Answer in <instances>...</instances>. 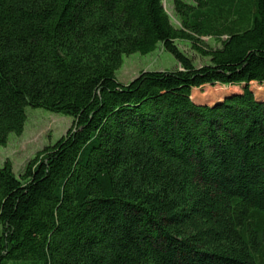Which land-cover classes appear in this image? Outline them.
Instances as JSON below:
<instances>
[{
    "label": "trees",
    "instance_id": "16d2710c",
    "mask_svg": "<svg viewBox=\"0 0 264 264\" xmlns=\"http://www.w3.org/2000/svg\"><path fill=\"white\" fill-rule=\"evenodd\" d=\"M173 10L177 26L162 0H0V145L27 108L72 119L18 176L0 165V264H264V0ZM158 46L174 70L117 82ZM215 85L239 91L193 98Z\"/></svg>",
    "mask_w": 264,
    "mask_h": 264
},
{
    "label": "rangeland",
    "instance_id": "374dc122",
    "mask_svg": "<svg viewBox=\"0 0 264 264\" xmlns=\"http://www.w3.org/2000/svg\"><path fill=\"white\" fill-rule=\"evenodd\" d=\"M191 4L193 0H183ZM162 4L172 23L177 26L178 21L173 10V0H162ZM224 39V38H223ZM203 43L210 48H219V43L213 38H201ZM180 50L189 58L196 67L207 64V60L194 51L185 42H176ZM177 67L173 56L165 52L158 46L153 52L141 55L134 53L125 56L122 66L115 73V78L120 84H128L141 71H170ZM250 89L255 96L264 99V83L258 85L252 83ZM238 88L206 86L199 90H194L193 98L201 103L212 104L224 95L231 92H238ZM26 123L21 136L10 134L7 138L6 146L0 145V165L5 161L12 164L13 173L18 176L27 162L47 146L55 143L70 128L72 119L61 114H54L43 109H26Z\"/></svg>",
    "mask_w": 264,
    "mask_h": 264
}]
</instances>
